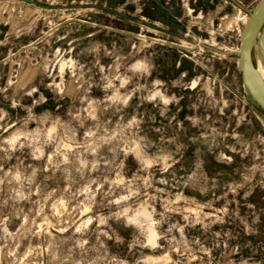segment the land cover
Segmentation results:
<instances>
[{
	"label": "rangeland",
	"instance_id": "1",
	"mask_svg": "<svg viewBox=\"0 0 264 264\" xmlns=\"http://www.w3.org/2000/svg\"><path fill=\"white\" fill-rule=\"evenodd\" d=\"M163 1L0 0V264H264L259 0Z\"/></svg>",
	"mask_w": 264,
	"mask_h": 264
},
{
	"label": "water",
	"instance_id": "2",
	"mask_svg": "<svg viewBox=\"0 0 264 264\" xmlns=\"http://www.w3.org/2000/svg\"><path fill=\"white\" fill-rule=\"evenodd\" d=\"M238 71L241 83L252 101L264 112V81L253 62V51L259 45V54H264V0H259L239 35Z\"/></svg>",
	"mask_w": 264,
	"mask_h": 264
},
{
	"label": "trees",
	"instance_id": "3",
	"mask_svg": "<svg viewBox=\"0 0 264 264\" xmlns=\"http://www.w3.org/2000/svg\"><path fill=\"white\" fill-rule=\"evenodd\" d=\"M163 3H164L163 0H153V2L148 3L149 5L147 6L146 16L152 20L156 19L155 16L153 15V13L158 10V7H159V9L161 7L163 8V10L165 11V13L163 15H165L166 12L168 11V8H166V7L164 8ZM162 13H163V11H162Z\"/></svg>",
	"mask_w": 264,
	"mask_h": 264
},
{
	"label": "bare ground",
	"instance_id": "4",
	"mask_svg": "<svg viewBox=\"0 0 264 264\" xmlns=\"http://www.w3.org/2000/svg\"><path fill=\"white\" fill-rule=\"evenodd\" d=\"M264 52V51H263ZM259 61V60H258ZM254 62V61H253ZM263 65V64H262ZM263 67V66H262ZM262 67H260V64L256 65L257 71L260 75V77L262 78V80L264 81V70L262 69Z\"/></svg>",
	"mask_w": 264,
	"mask_h": 264
},
{
	"label": "built area",
	"instance_id": "5",
	"mask_svg": "<svg viewBox=\"0 0 264 264\" xmlns=\"http://www.w3.org/2000/svg\"><path fill=\"white\" fill-rule=\"evenodd\" d=\"M248 16L245 15L244 18L241 19L242 23L245 24L246 20H247ZM241 27H242V24H241Z\"/></svg>",
	"mask_w": 264,
	"mask_h": 264
}]
</instances>
